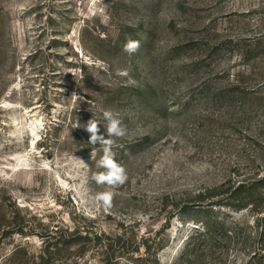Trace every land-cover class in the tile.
<instances>
[{"label":"rangeland","instance_id":"1","mask_svg":"<svg viewBox=\"0 0 264 264\" xmlns=\"http://www.w3.org/2000/svg\"><path fill=\"white\" fill-rule=\"evenodd\" d=\"M262 179L264 0H0V264H264Z\"/></svg>","mask_w":264,"mask_h":264},{"label":"clouds","instance_id":"2","mask_svg":"<svg viewBox=\"0 0 264 264\" xmlns=\"http://www.w3.org/2000/svg\"><path fill=\"white\" fill-rule=\"evenodd\" d=\"M139 48L140 41L129 38L123 46V51L131 55L137 52ZM118 74L127 76L128 72L127 70H123ZM103 117L107 121L106 135L101 132L99 122L92 118L86 124H78L76 127H82L89 134V144L93 146L99 145L103 151V155L97 161V168L103 169V171L93 173L92 179L97 185H106L109 189H115L126 183L128 175L125 167L115 159V153L112 150L115 144L113 138L124 137L126 135V129L111 109L104 110ZM114 194L112 190H105L98 192L95 199L103 207H111Z\"/></svg>","mask_w":264,"mask_h":264},{"label":"trees","instance_id":"3","mask_svg":"<svg viewBox=\"0 0 264 264\" xmlns=\"http://www.w3.org/2000/svg\"><path fill=\"white\" fill-rule=\"evenodd\" d=\"M258 182L262 184V183L264 182V179L259 180V181H256V182H255V184H256L255 186H256V187H250L249 190H252V191L257 190ZM240 190H242V186H239V189H237V191H240Z\"/></svg>","mask_w":264,"mask_h":264}]
</instances>
